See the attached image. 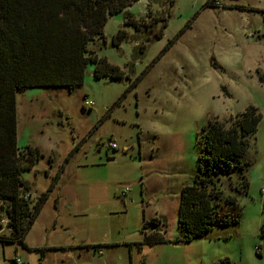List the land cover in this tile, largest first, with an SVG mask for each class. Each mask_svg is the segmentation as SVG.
Segmentation results:
<instances>
[{
    "label": "rangeland",
    "instance_id": "374dc122",
    "mask_svg": "<svg viewBox=\"0 0 264 264\" xmlns=\"http://www.w3.org/2000/svg\"><path fill=\"white\" fill-rule=\"evenodd\" d=\"M207 1L138 0L110 16L88 50L122 79L96 78L90 62L72 90L17 93L18 146L44 155L22 172L30 207L65 168L25 237L30 249L0 243V264H264V0ZM118 31L125 38L114 45ZM249 105L262 117L242 158L248 190L220 211L238 223L174 242L181 190L197 172L196 132ZM220 180L232 195L239 172ZM157 217L166 227L153 224ZM8 227L0 200V233ZM164 229L170 242L144 244V231Z\"/></svg>",
    "mask_w": 264,
    "mask_h": 264
},
{
    "label": "trees",
    "instance_id": "16d2710c",
    "mask_svg": "<svg viewBox=\"0 0 264 264\" xmlns=\"http://www.w3.org/2000/svg\"><path fill=\"white\" fill-rule=\"evenodd\" d=\"M138 0H0V200L8 219L9 233H0V243H18L30 249L25 237L36 221L49 193L57 185L65 166L61 167L47 192L30 207L29 188L22 172L31 170L44 155L37 147L18 146L16 95L34 87H67L83 85L88 63H94L96 78L122 79L124 72L88 50L90 41L103 36L110 16L124 11ZM208 0L207 6H216ZM236 8L244 6L235 5ZM125 38L118 31L113 44ZM171 47V43L166 50ZM138 80L134 82V86ZM258 109H246L224 120L210 119L195 134L197 172L192 183L181 190L178 208L179 235L174 242H190L210 232L215 224L238 223V218L221 213L222 202L235 204L237 194L247 193L244 170L249 165L242 158L254 139L261 120ZM77 144L69 153L71 157ZM66 158V162L69 161ZM52 164V158H50ZM239 172L231 186L234 194L224 196L221 176ZM153 224L166 227L161 218ZM147 222L144 224L146 227ZM165 229L148 234L144 244L154 246L170 242ZM264 238V224L261 227ZM44 255L45 250L39 249ZM213 264H234L224 257Z\"/></svg>",
    "mask_w": 264,
    "mask_h": 264
},
{
    "label": "built area",
    "instance_id": "2783aa9c",
    "mask_svg": "<svg viewBox=\"0 0 264 264\" xmlns=\"http://www.w3.org/2000/svg\"><path fill=\"white\" fill-rule=\"evenodd\" d=\"M216 5H218V1L216 2ZM85 104H87V106H88V105H92V102L89 101L87 98H85ZM110 145H111V147L116 148V144L111 143ZM262 192L264 193V187L262 188ZM14 263H15V264H23L22 261H21L19 258H16V259L14 260Z\"/></svg>",
    "mask_w": 264,
    "mask_h": 264
}]
</instances>
